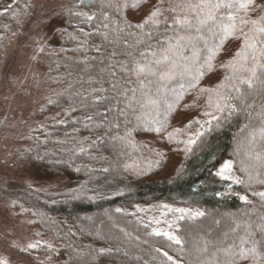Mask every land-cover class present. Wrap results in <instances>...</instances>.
Instances as JSON below:
<instances>
[{
    "label": "trees",
    "instance_id": "16d2710c",
    "mask_svg": "<svg viewBox=\"0 0 264 264\" xmlns=\"http://www.w3.org/2000/svg\"><path fill=\"white\" fill-rule=\"evenodd\" d=\"M91 2L92 7H81L79 0H71L56 15L55 11L39 15L30 11V0H0V63L8 45L17 49L25 45L46 18L53 15L62 21L51 33L50 45L35 52L44 68L47 102L23 136L27 148L21 159L50 173H69L80 183L62 191L18 188L8 192L28 208L40 232V246L30 254L39 264H172L162 254L166 251L177 264H208L211 246L208 254L197 252L205 241L222 238L237 222L264 225V199L253 195L264 192V183L259 182L264 181V100L255 98V110L241 105L231 115L216 113L221 117L219 124L213 120L206 125L190 151L182 142L211 119L203 115L215 111L208 101H215L213 90L230 74L221 65L234 57L241 41L222 36L214 55L203 53L204 74L196 82L197 88L190 89L185 78L172 85L175 91H169L156 109L141 106L139 91L137 102L126 106L110 86L112 77L101 72L104 65L100 63L113 48L125 51L122 42L114 45L100 34L85 33H97L99 25L108 23L109 28L99 27V33L108 32L109 40L116 39L115 29L142 22L158 0ZM118 2L122 5L119 10ZM170 2L165 0L164 6ZM254 2L264 4V0ZM77 11L95 14L97 19L89 23L70 14ZM103 12L108 13L107 21ZM125 38L135 42L134 35L119 34L121 41ZM97 45H103L102 55L94 51ZM116 79L125 82V77ZM181 84L185 92L178 98ZM93 88L106 91L93 92ZM97 97L99 103L94 102ZM117 106L125 109L123 115ZM197 120L200 124L194 123ZM190 121L192 128L185 129ZM227 160L241 183L217 175ZM240 196H246L248 202ZM159 203L204 213L193 219L186 212L183 219L179 214L173 221L172 233L181 238V245L156 235L151 221L138 210V206ZM236 239L237 234H229V241ZM100 249L111 251L101 254Z\"/></svg>",
    "mask_w": 264,
    "mask_h": 264
},
{
    "label": "snow or ice",
    "instance_id": "6c2138e0",
    "mask_svg": "<svg viewBox=\"0 0 264 264\" xmlns=\"http://www.w3.org/2000/svg\"><path fill=\"white\" fill-rule=\"evenodd\" d=\"M81 7H92V2L86 4L85 0H79ZM165 0H158V3L145 16L142 22L135 25H128L126 28H117V38L109 40V33H99V27L109 28L108 23H102L97 28V33H85V35L100 34L104 41L119 45L121 42L125 51L118 52L116 48L102 58L100 63L104 65L101 72H106L112 80L110 86L117 91L119 98L126 101V106L137 102V92L139 91V102L141 106H150L156 109L167 98L169 91H175L172 85L188 78L187 83L190 89L197 88V81L204 74L205 51L214 55L215 47L220 46L222 36H232L241 41L239 50L234 57L228 61L227 65H221L230 69V74L226 75L224 81L213 90L215 101L210 98L209 107H214V112H204L203 115L211 117L203 124L197 120L194 123L200 124V128L190 132L185 143V150L190 151L191 145L203 136L202 129L206 125L210 126L212 121L219 124L220 116L225 111L229 115L238 111L241 105L248 109L255 110V98L264 100V4H256L254 0H172L167 7ZM123 6H127L124 4ZM11 7V5L9 6ZM108 7H112L109 3ZM119 10L122 5H116ZM259 11L258 15L253 13ZM243 13V15H241ZM77 17H82L86 22L97 19L95 14L83 11L70 13ZM105 21L109 19L108 13H102ZM128 29H135L129 32ZM162 29V31H161ZM84 31L83 28L80 29ZM127 32L128 36H135V42L129 43L128 39H119V34ZM87 44V42H85ZM130 49V51L128 50ZM92 50V49H87ZM103 45H97L94 51L97 55H102ZM122 56L123 59L117 57ZM89 58L83 61L87 63ZM93 61L96 57L91 58ZM207 63V61H205ZM125 77L123 84L118 83L117 77ZM129 84H137L138 87H129ZM155 89L152 92L151 89ZM178 98L184 95V85H180ZM200 92H207L208 89H198ZM104 92L106 89L93 88V92ZM99 97L94 101L100 102ZM106 99V97H105ZM252 100L250 103L249 100ZM49 103H53L49 100ZM195 106V105H192ZM171 108V104L168 105ZM111 110V109H109ZM117 111L123 115L125 109L117 106ZM89 120L92 117H88ZM139 119V117H138ZM193 122L185 125V129H191ZM100 126V125H98ZM119 125L117 124L116 127ZM159 131V129H156ZM181 131L180 129L176 130ZM264 135V128L261 129ZM171 138V136L169 137ZM81 151H84L81 148ZM231 168V163L226 161L217 172L224 179H229L225 173ZM233 183H241L238 178L232 177ZM264 183V181H259ZM264 199V192L253 193ZM244 202L246 196H240ZM117 211H120L117 209ZM184 218V213H188L193 219L203 216L204 213L190 211L186 209H176ZM264 220V217H261ZM219 223V222H217ZM171 228V225H169ZM242 234H239L240 231ZM237 234V239L229 241V234ZM156 235H163L168 240L177 245L183 241L170 231H155ZM40 246V242L30 243L27 249H35ZM209 246L213 249L208 264H264V225H254L251 222H237L229 230L223 233L222 238L205 241L203 248H198V253L208 254ZM51 248V245H48ZM110 249H100L103 254ZM160 251V249H157ZM172 264H177L173 257L166 251L162 253ZM0 264H6L0 260Z\"/></svg>",
    "mask_w": 264,
    "mask_h": 264
},
{
    "label": "rangeland",
    "instance_id": "374dc122",
    "mask_svg": "<svg viewBox=\"0 0 264 264\" xmlns=\"http://www.w3.org/2000/svg\"><path fill=\"white\" fill-rule=\"evenodd\" d=\"M70 1L30 0V11L39 15L55 11L53 15H56V11L65 9ZM53 15L42 21V26L28 36L25 45L18 49L14 44L8 45L0 63V260L6 264H39L30 254L33 249H24L41 239L28 208L17 203L8 192L18 188L62 191L80 183L69 173H50L44 167L21 159L27 148L23 136L47 102L43 86L44 68L35 52L50 45L51 33L62 25L61 18ZM225 175L231 182L232 177L239 179L232 164ZM176 209L179 208L167 203L138 206L156 231L171 233L173 221L181 214Z\"/></svg>",
    "mask_w": 264,
    "mask_h": 264
}]
</instances>
